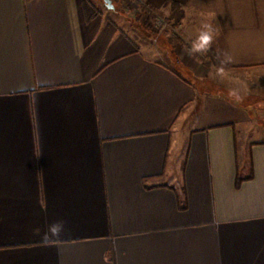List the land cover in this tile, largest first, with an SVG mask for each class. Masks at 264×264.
Returning <instances> with one entry per match:
<instances>
[{"label":"crops","instance_id":"1","mask_svg":"<svg viewBox=\"0 0 264 264\" xmlns=\"http://www.w3.org/2000/svg\"><path fill=\"white\" fill-rule=\"evenodd\" d=\"M113 3L0 0V264H264V0Z\"/></svg>","mask_w":264,"mask_h":264},{"label":"rangeland","instance_id":"2","mask_svg":"<svg viewBox=\"0 0 264 264\" xmlns=\"http://www.w3.org/2000/svg\"><path fill=\"white\" fill-rule=\"evenodd\" d=\"M98 1L103 4L99 6L96 5V8L99 12L102 11L112 18V20L114 19L118 23L122 24L123 27L132 29L135 33L137 32L136 34H138L142 39L147 40L153 38L156 40V42L160 41L166 43L169 41L170 36L173 38L175 37L174 34L169 36L164 35L163 29H165V27L160 28L159 25H155L154 15H149V13L145 11L142 12L144 7H141L140 5H125L124 8L116 5L114 10H112L106 6L103 0ZM257 108H259V110L263 109L261 107Z\"/></svg>","mask_w":264,"mask_h":264},{"label":"clouds","instance_id":"3","mask_svg":"<svg viewBox=\"0 0 264 264\" xmlns=\"http://www.w3.org/2000/svg\"><path fill=\"white\" fill-rule=\"evenodd\" d=\"M217 35V28H215L211 23H203L198 30L197 36L191 41L190 47L187 49L188 55L190 57L195 55H206L212 48ZM232 62L233 56L230 53L225 52L224 59L221 61V64L227 65ZM223 71V67L218 69L219 74H223ZM233 95H235V93H233ZM66 225L67 221L62 219L51 223L46 222L45 228L43 230L39 227L35 228L34 234L39 236L41 240L46 243L54 240H60L66 233Z\"/></svg>","mask_w":264,"mask_h":264},{"label":"trees","instance_id":"4","mask_svg":"<svg viewBox=\"0 0 264 264\" xmlns=\"http://www.w3.org/2000/svg\"><path fill=\"white\" fill-rule=\"evenodd\" d=\"M94 1H96V0H82L84 10L86 12V17L88 19H91L100 13L98 11V9L96 8ZM149 15H150V13H149Z\"/></svg>","mask_w":264,"mask_h":264},{"label":"built area","instance_id":"5","mask_svg":"<svg viewBox=\"0 0 264 264\" xmlns=\"http://www.w3.org/2000/svg\"><path fill=\"white\" fill-rule=\"evenodd\" d=\"M147 13H152L150 8H148ZM154 19H155L154 24L159 25L160 28L165 27V29H166L167 27H170V24L165 19L158 17V16H154Z\"/></svg>","mask_w":264,"mask_h":264},{"label":"water","instance_id":"6","mask_svg":"<svg viewBox=\"0 0 264 264\" xmlns=\"http://www.w3.org/2000/svg\"><path fill=\"white\" fill-rule=\"evenodd\" d=\"M104 3L106 4V6L110 9H114L115 8V5L113 3V0H103Z\"/></svg>","mask_w":264,"mask_h":264}]
</instances>
